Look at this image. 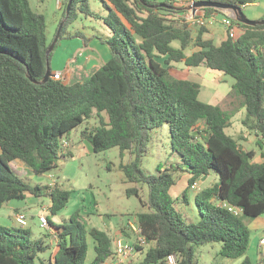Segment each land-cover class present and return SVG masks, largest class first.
Instances as JSON below:
<instances>
[{
    "label": "trees",
    "instance_id": "obj_1",
    "mask_svg": "<svg viewBox=\"0 0 264 264\" xmlns=\"http://www.w3.org/2000/svg\"><path fill=\"white\" fill-rule=\"evenodd\" d=\"M69 1L62 0L60 40L79 13L96 17L89 0H73L67 17ZM100 1L107 16L98 18L112 30L110 38L100 40L111 58L84 81L69 84L52 78L36 84L28 76L42 81L47 64L52 72L46 17L35 12L29 0H0V209L30 194L49 198L51 217L57 216L71 193L58 185H32L14 174L12 164H23L35 176L55 170L61 157L72 154L63 142L95 120L81 131V138L94 153L119 149V169L127 182L137 185L127 196H137L146 207L138 214L146 239L145 246L136 245L138 253L146 252L140 264H166L170 255L178 264H197L196 247L209 244H220L223 258L253 264L248 256L251 232L242 216H264V161L255 162L257 151L243 149L226 132L234 113L201 101V84L176 73L174 65L204 67L235 80L230 96L245 109L242 125L255 135L264 158V25L238 23L236 38L227 33L215 43L205 38V27L194 37L189 24L177 18L186 11L172 7L211 1L243 9L249 0ZM219 12L207 8L205 16ZM73 36L80 34L69 38ZM83 41L87 46L88 40ZM166 124L172 154L180 156L177 167L190 175L188 189L212 170L219 175L218 183L195 197L197 222L185 220L175 207L170 194L177 183L173 166H158V175H146L142 169L151 133ZM127 156L130 161L124 163ZM140 186L147 188L145 200ZM182 201L189 203L187 191ZM225 205L243 212L236 216ZM48 220L57 240L51 264H106L114 257L113 239L103 230L87 229L79 213L63 224ZM45 238L49 235L33 238L30 228L0 226V264H37L51 248ZM89 238L95 251L90 263Z\"/></svg>",
    "mask_w": 264,
    "mask_h": 264
},
{
    "label": "rangeland",
    "instance_id": "obj_2",
    "mask_svg": "<svg viewBox=\"0 0 264 264\" xmlns=\"http://www.w3.org/2000/svg\"><path fill=\"white\" fill-rule=\"evenodd\" d=\"M31 8L46 17L47 21V34L50 47L54 44L58 30L61 25L63 17L64 6L62 1L58 0H29ZM250 4L243 8L244 15L253 20V18H259L261 20L264 16V0H249ZM180 7L189 6L190 2H182ZM177 3V4H178ZM176 4V5H177ZM89 5L92 12L96 17L86 16L79 13L78 19L71 24L65 33L63 39L60 38L55 43L53 56L51 59L52 72H64L69 62L76 65L75 60L78 59L79 63L83 64L86 58L91 55V51L96 54L98 58L103 55L110 56L108 46L103 44L100 39H108L112 36V30L98 17H106L107 11L103 8L100 0H89ZM204 9H199L200 13ZM226 16L219 12L215 19L208 22V26H200L196 22L188 23L189 27L193 31L194 37L197 36L199 30L202 27L207 29L205 33L206 38L212 39L215 43H219L226 38L227 31L222 24L223 19ZM256 20V19H254ZM209 21V20H208ZM210 28L214 32L211 34ZM62 33V32H61ZM80 34L79 37L69 38V35ZM87 39L88 44L86 46L83 41ZM91 44V45H90ZM174 47H179V42L175 41L172 44ZM89 51L87 52V48ZM79 48V52H76ZM188 50L187 53H190ZM176 73L190 78L194 81H198L201 84L202 92L200 100L209 104L217 105L213 100V95H219L225 98L217 99L216 102L225 110L233 112V108L237 106L234 103L236 99L230 96L232 86L235 80L230 76H225L221 72H210L204 77L205 69L188 68L183 64H175ZM221 77L224 81H216V85L213 87L208 85L212 78ZM213 80V79H212ZM81 82V81H79ZM232 103V104H231ZM239 112V110H237ZM245 110L236 115L233 118V124L228 129V133L236 138L241 147L245 150H256L258 153L257 161L262 162V150L257 146V138L254 134L250 133L242 126V119L245 117ZM96 124L95 120L90 121L88 124H84L81 127L74 130L71 134L72 141L75 145L71 151L70 156L60 158L58 167L44 175L35 176L26 168L23 164L17 165L16 162L13 167V172L20 178H23L32 185H58L60 188L67 190L71 193L70 200L66 207L62 209L57 216L51 217L50 209L48 206L51 204V200L47 197H35L29 196L26 200L17 201L21 204V209L28 220V227L33 232V238L40 239L49 235V232L53 231V228H45L41 226L40 217L43 215L50 217L56 224H63L71 219L76 213H79L82 221L86 224L87 229L96 228L108 233H115L120 224L127 225L131 218L138 217L140 212L146 210L141 204L140 198L137 196H127L126 191L129 188L136 187V184L126 181L123 172L119 169L121 158L118 148L102 152L94 153L90 144L86 141L84 149H79L77 146L81 143V131L87 126ZM130 157L127 156L124 159V163H128ZM180 161V156L172 154L171 150V137L169 127L166 124L163 128L154 130L151 133L150 152L144 157L142 169L146 175H158V166L162 168H175V178L177 183L170 190L172 198L175 200V207L182 214L183 218L188 222H197L200 219V213L196 206L195 197L203 189L214 186L219 182V175L215 171H211L206 177L199 180V186L197 189L189 188L190 175L185 171H181L177 167V163ZM184 169V167H182ZM141 187V186H140ZM188 192V204L182 201L184 192ZM147 188L141 187L142 199L147 198ZM244 224L249 228L251 232V246L248 252L249 258L253 264H264V249L257 248L256 244H252L257 236H264V216L259 218L242 216ZM3 224L0 223V226ZM5 226V225H3ZM129 226V225H128ZM19 225L17 224V228ZM130 231V228H128ZM133 235V234H132ZM130 238V235H128ZM132 242H136V236ZM55 239L53 235H49V238H45L47 243L50 240ZM131 239V238H130ZM90 241V254L88 260H91L95 251L94 244ZM220 244H209L200 247H196L197 264H240L242 259L232 260L223 258L220 256ZM146 252H144L145 254ZM142 254V255H144ZM141 255V254H140ZM141 255V256H142ZM51 256V249L40 255L41 260L45 264H49ZM142 257L140 258V262ZM138 262V264H140Z\"/></svg>",
    "mask_w": 264,
    "mask_h": 264
},
{
    "label": "crops",
    "instance_id": "obj_3",
    "mask_svg": "<svg viewBox=\"0 0 264 264\" xmlns=\"http://www.w3.org/2000/svg\"><path fill=\"white\" fill-rule=\"evenodd\" d=\"M247 7V6H246ZM203 12V11H202ZM222 13V12H221ZM217 14V13H216ZM224 14V13H223ZM226 17L229 18V15H226L224 14ZM231 18V17H230ZM254 19H259V18H253ZM209 23H207V26H208ZM210 31H211V34H213L214 32L212 31V29L210 28ZM205 38H206V35H205ZM208 39V38H206ZM209 39H214V38H209ZM225 39V38H223ZM91 45V44H90ZM87 49V52H90L89 51V47L85 48ZM80 50H82L81 48H79L76 52H79ZM91 55H89V57L86 58V61L81 64L79 63L78 59L75 60V63L76 65L73 66V63L72 62H69V65H67L66 69L64 70L63 74H64V78H65V83H77L79 81H84L86 80L89 76H91L96 70H98L104 63H106L109 59H110V56H105L103 55L101 58H98L96 56V54H94L93 51L90 52ZM52 68V67H51ZM205 69V73H204V77L206 75H208L209 71L210 72H214V71H211V70H208L204 67H199V69ZM53 73V72H52ZM190 79V78H189ZM213 79V80H212ZM208 83V85H211L212 87L214 85H216V81H224V79H222L221 77H218V78H212ZM192 80V79H190ZM194 81V80H193ZM195 82H198V81H195ZM200 84V83H199ZM201 92H202V88H201ZM201 95V93H200ZM221 98H225V97H222V96H219V95H213V100L214 102L218 105V103L216 102L217 99H221ZM206 103V102H205ZM209 104V103H208ZM232 104V103H231ZM237 106H235L233 108V112L234 113V117H236L237 114L243 112L245 109L244 108H240V106L235 103ZM214 105V104H213ZM239 110V112L237 111ZM233 117V118H234ZM243 120V119H242ZM232 124H233V119H232ZM232 126V125H231ZM243 126V125H242ZM229 129V128H228ZM228 129L226 130V132L228 131ZM228 133V132H227ZM229 134V133H228ZM230 135V134H229ZM232 136V135H231ZM68 143H69V147H68V150H71L73 149V147H75L73 141H72V137L70 136V139L68 140ZM85 145H86V141L83 140L81 138V143L78 144V148L79 149H84L85 148ZM258 157V155H257ZM256 157V159H257ZM255 159V162H259ZM264 159V158H263ZM264 160H262L263 162ZM15 163L12 164V166L14 165ZM17 165L21 166V163H18ZM54 186V185H53ZM199 186V181L197 182V188ZM29 196H32L30 194L27 195L26 199L29 197ZM25 199V200H26ZM17 201H23V200H15V201H11V202H8L6 203L1 209H0V223H2L3 225L7 226V227H16L17 228V222L15 220V216L17 214H20L22 213V209L20 208L21 207V204L19 203H16ZM51 206V204H50ZM50 206H48V208H50ZM134 221H138V217H133L130 219V221L128 222L127 225L125 224H120L116 229H114L115 233H110V230H107L108 231V234L109 236L113 239V244L116 240H123L125 242H132L134 235H132V232L131 230L129 231V226L132 222ZM49 235H53V237L55 239L53 240H50L47 242L46 245H50V249H51V256H50V259H49V264H51V262L53 261V258H54V255H55V245H56V236H55V233H54V230L52 232H49ZM130 235V238L129 236ZM264 237V236H263ZM262 236H257L256 239H254V242H252V244H256L257 245V248L258 250L259 249H264V247H262L260 244H259V241L261 238H263ZM91 239V238H89ZM88 239V244L90 243ZM92 240V239H91ZM93 241V240H92ZM94 244V242H93ZM253 244V245H254ZM250 246H251V243H250ZM250 249V248H249ZM113 250H114V246H113ZM89 254H90V244H89ZM89 254H88V258H89ZM141 253H137L132 259L130 260H119L115 255L112 259H110L109 261L106 262V264H138V262H140V258L142 257L143 259V255L141 256L140 255ZM95 258V253L93 255V257H91V260L87 261L88 263L92 262ZM37 264H45L43 263V261L41 260V258L39 257L38 260H37Z\"/></svg>",
    "mask_w": 264,
    "mask_h": 264
},
{
    "label": "built area",
    "instance_id": "obj_4",
    "mask_svg": "<svg viewBox=\"0 0 264 264\" xmlns=\"http://www.w3.org/2000/svg\"><path fill=\"white\" fill-rule=\"evenodd\" d=\"M62 0H58V2H60ZM184 2H182L181 5H183ZM180 3H178L176 6H179ZM183 8V7H180ZM216 13L213 14L212 16H210L209 18H207L205 16V10H203L202 14L200 13V11L198 10L196 12L195 15L192 14L191 11H186V13H182V14H178L177 18L178 19H183L185 20L187 23H191V22H196L197 24H199L200 26H206L208 22H210L211 20L215 19L216 17ZM209 20V21H208ZM222 24L224 25L227 33L229 34V36L231 38H236L238 33L241 31V28L239 27L238 22L234 21V19L232 18H224L222 21ZM53 79L55 80H65L64 78V74L63 72H55L53 73ZM64 144V149L66 150L69 147V143L68 142H63ZM53 186V185H51ZM192 189H197V183L194 184L192 186ZM225 207L234 215L236 216H240L243 212L242 209L239 208H235L232 206H228L225 205ZM15 220L17 222V224L19 225V227L21 228H27L28 227V220L27 217L24 213H20L17 214L15 216ZM40 222H41V226L48 228L49 224H48V219L47 216H41L40 217ZM129 228L132 232L133 235L136 236L135 241L136 242H125L123 240H116L114 242V252H115V256L119 259V260H130L132 259L138 252L136 249V245L137 246H145L146 245V239L142 234V229L138 224V221H134L129 225ZM259 244L264 247V237L260 239ZM166 264H178V260L177 257L175 255H170L167 257V259L165 260Z\"/></svg>",
    "mask_w": 264,
    "mask_h": 264
},
{
    "label": "water",
    "instance_id": "obj_5",
    "mask_svg": "<svg viewBox=\"0 0 264 264\" xmlns=\"http://www.w3.org/2000/svg\"><path fill=\"white\" fill-rule=\"evenodd\" d=\"M72 4H73V0H70L67 6V10H66L67 17L69 16L71 12ZM207 8L217 9L220 12L226 15H229V17L236 20L238 23H241L247 26L254 27L257 25H264V20L262 21L250 20L244 15L243 9L241 7L234 6V5L222 4V3L211 2V1H193V2H190L189 6L187 7H183V8L172 7V9L177 10V11H191L193 15H195L199 9L205 10ZM64 23L65 21H63L60 25V28L58 30L54 44L51 47H49V50L47 51V57L49 56L51 51L54 49V46L57 40L60 38ZM28 78L36 84H45L46 82H48L50 79L53 78V73L50 70L49 64H47V72L42 81L38 82L36 80H33L31 76H28Z\"/></svg>",
    "mask_w": 264,
    "mask_h": 264
}]
</instances>
